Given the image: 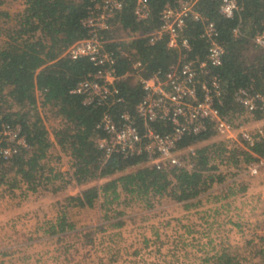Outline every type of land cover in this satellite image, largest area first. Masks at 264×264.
Masks as SVG:
<instances>
[{"label":"trees","instance_id":"16d2710c","mask_svg":"<svg viewBox=\"0 0 264 264\" xmlns=\"http://www.w3.org/2000/svg\"><path fill=\"white\" fill-rule=\"evenodd\" d=\"M96 1L24 0L19 10L11 13L0 10V18L6 17V21H10L3 25L4 21L0 20V32L5 35L0 40V122H18L29 143L28 149L22 148L8 160L0 159V188L2 185L13 188L24 183L34 191L46 182L52 185V189H60L59 185L54 186V179L62 177L64 172L50 164V148L54 143L69 155L72 167V176L69 177L74 184L119 173L68 197L81 205H92L100 194L106 202L112 201L118 197L120 189L136 194L146 206H153V198L161 195L171 201L188 202L214 181L224 178L222 173L212 171L217 167L211 163L214 158H227L236 165L240 162L239 153L244 161L255 158L245 149L239 152L231 149L227 155L221 140L199 145L215 136L211 128L197 136H186L180 142L181 146L196 144L197 170L177 166L158 169L143 163L144 154L112 155L105 159L98 153L94 138L100 133L96 123L104 107L86 105L80 94L70 91L95 67L85 56L63 54L70 44L86 36L82 18L88 6ZM167 1L172 2L148 0L150 15L138 20L133 14L135 0H124L113 26L106 32L105 43L115 52L119 72L139 60L143 66L141 72L147 76L176 60L180 50L169 47L165 38L149 44L145 35L158 24L159 11ZM219 3L220 0H198L197 8L215 21L218 39L225 47L223 62L216 69L223 86L220 109L231 118L240 109L232 97L236 86L253 78L255 86L264 90V50L255 46L252 40L257 31L264 29V0H239L240 9L232 18L220 14ZM236 25H239L240 33L233 36L232 28ZM199 29V23L189 20L184 30L192 46L189 56L201 57L205 52V41L199 37ZM119 87L126 106L132 109L142 92L140 82L128 79L121 81ZM42 109L60 120L51 130L43 123ZM252 151L264 155V134L255 142ZM245 187L243 184L238 190ZM190 201L188 204H196ZM58 223L60 228L71 226L63 215ZM211 258L218 264H229L233 260L226 251Z\"/></svg>","mask_w":264,"mask_h":264},{"label":"built area","instance_id":"2783aa9c","mask_svg":"<svg viewBox=\"0 0 264 264\" xmlns=\"http://www.w3.org/2000/svg\"><path fill=\"white\" fill-rule=\"evenodd\" d=\"M197 1L172 0L163 4L158 24L145 34L147 41L155 44L165 38L169 47L181 52L165 69H155L147 76L142 74L143 66H140L139 60L119 72L114 50L105 45L106 32L113 26L124 0H98L89 5L82 18L86 36L70 44L63 54L85 56L95 68L80 78L70 91L80 94L86 105L104 107L96 123L100 133L94 138V146L105 159L112 155L127 157L144 154L143 163L158 169L177 166L197 170L196 144L181 146L180 142L186 136H197L211 128L215 136L224 142L227 155L231 149L237 152L245 149L255 155V158L244 161L239 153L237 157L240 162L237 165L227 158L211 160L217 166L213 172L224 174L227 168H222V165H230L233 180L244 182L246 177L257 176L264 169V155L252 151L255 142L264 134V90L257 88L251 78L232 91V97L240 109L231 118L221 112L223 86L216 67L223 62L225 47L218 39L215 21L197 8ZM239 9V0H220L218 7L225 18H232ZM133 14L138 20L148 18V0H135ZM189 20L200 24L199 37L205 41V52L201 57L189 56L192 46L184 33ZM239 33V25L232 28L233 36ZM252 40L255 46L264 50V29L257 31ZM128 79L138 80L142 90L132 109L126 106L119 87L121 81ZM22 148L28 149L29 143L21 125L1 121L0 159L8 160ZM54 166L72 176L68 164L63 169L55 162ZM226 175L205 190H213L214 184L222 186ZM248 190L247 186L240 190L242 200L248 196ZM254 198H258L254 204L257 203L256 218H259V222L253 224L261 227L264 226V191ZM252 239H264V228ZM263 250L259 249V255Z\"/></svg>","mask_w":264,"mask_h":264},{"label":"rangeland","instance_id":"374dc122","mask_svg":"<svg viewBox=\"0 0 264 264\" xmlns=\"http://www.w3.org/2000/svg\"><path fill=\"white\" fill-rule=\"evenodd\" d=\"M23 3L24 0H3L0 10L11 13L22 8ZM5 18H0L3 25L10 23ZM4 37L0 32V40ZM42 116L49 130L59 124V118L53 113L42 109ZM218 140L219 136H214L199 145ZM49 155L51 165L55 162L63 169L68 164L72 170L69 155L57 143L50 148ZM222 168H227L223 174H227L224 184L218 187L214 184L215 191L204 190L190 199L197 205L183 206L177 219L174 215L177 205L165 195L155 196L153 206H146L136 194L122 189L117 198L108 202L102 194L92 205L71 201L68 197L79 193L85 183L78 188L67 173L56 168L62 173V177L54 179V186L59 185L58 191H61L54 198L57 209L48 208L39 214L40 220L36 218L40 234L28 233L23 223L16 227L7 225L11 234L7 233L9 239L0 242V264H213L211 257L220 256L223 251L233 257L229 264H264V255L258 253L260 248L264 249V239H252L264 228L253 224L259 222L257 203L254 204L258 198L254 196L264 191V169L257 176L236 182L230 165H222ZM118 175L96 178L89 185ZM243 184L249 190L242 200L238 188ZM44 185L52 189L51 184L45 182ZM68 200L73 207L67 209ZM62 215L77 227L72 231L60 228L58 221ZM119 220L123 222L115 225ZM186 225L194 230L187 231ZM33 226L37 224L29 225ZM191 251L199 257L188 256ZM16 254L22 257H15ZM207 257L209 260H204Z\"/></svg>","mask_w":264,"mask_h":264},{"label":"crops","instance_id":"0c3cea01","mask_svg":"<svg viewBox=\"0 0 264 264\" xmlns=\"http://www.w3.org/2000/svg\"><path fill=\"white\" fill-rule=\"evenodd\" d=\"M23 4H22V6H23ZM14 11H16V10H14ZM90 183L91 182H86L84 184V187L88 186ZM80 185L76 184V186L78 188H81ZM16 187L6 188L3 185L0 188V242H2L4 240L6 241V239H9V236H7L6 234L7 233L11 234V232L7 226L10 224H14V227H16L19 223L20 224L23 223L25 226H27L26 230L28 231V233L40 234L41 232L38 229V223L39 222H37L39 217H41V216H39V214L42 213L44 210H47L48 208H53V209L56 208L57 209L56 201H54V198H55L56 193L61 192V191H58L59 189H51L48 186L44 185L42 187H39L37 190L32 191V190L28 189L25 186V184H20L18 187L19 190ZM69 193H71V192H69ZM174 202L177 205V206H175V211H174V213H175L174 215H176L175 217L177 219L179 217V215H181L183 212V210H182L183 206L187 207L188 205H190V204H188L190 202H186V201H174ZM69 203H70V201H69ZM69 203L66 202L65 206L67 209L72 206V205H69ZM64 211H66V210H64ZM73 211L75 212V208ZM36 218H37V220H36ZM68 221L70 222L69 219L67 220V222ZM122 222L123 221L121 220V223ZM31 223L37 224V226L36 227L33 226L32 228H30L29 225ZM121 223H115V225H119ZM69 224L71 226L68 228L65 226L64 230L67 231L69 228H71L70 230L72 231V230H74V226L77 227V224H73V222H72V224H71V222ZM188 226L189 225H186L187 231H193L194 230V228H191ZM56 232L58 233L59 230H57ZM186 254L188 255V253H186ZM190 255L199 257L198 255H196L195 252L192 253V251L188 256H190ZM15 257H22V255L16 254ZM205 259L209 260V257L204 258V260ZM212 259L213 258H211L210 263H212ZM213 264H215L214 259H213Z\"/></svg>","mask_w":264,"mask_h":264}]
</instances>
